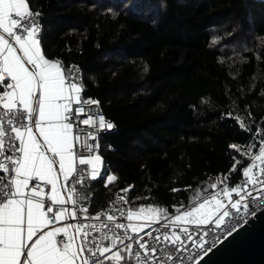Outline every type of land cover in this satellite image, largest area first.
<instances>
[{"label":"trees","instance_id":"16d2710c","mask_svg":"<svg viewBox=\"0 0 264 264\" xmlns=\"http://www.w3.org/2000/svg\"><path fill=\"white\" fill-rule=\"evenodd\" d=\"M26 2L46 56L80 69L83 100L114 125L80 209L129 189V210L163 209L161 221L235 184L264 141V1Z\"/></svg>","mask_w":264,"mask_h":264},{"label":"snow or ice","instance_id":"6c2138e0","mask_svg":"<svg viewBox=\"0 0 264 264\" xmlns=\"http://www.w3.org/2000/svg\"><path fill=\"white\" fill-rule=\"evenodd\" d=\"M39 15L40 13H33L29 9L26 0H0V78L6 75L9 81L0 85L4 89L0 92V110H2L0 111V157H3L0 159V171L10 175L6 182L0 177V264H105L106 261L111 264H122L126 260L122 253L127 251L128 256L131 257L133 249V244H125V239L139 245V248L144 250L145 256L149 255V252L155 255L157 249L150 248L147 243H141L143 237L134 239L127 234V229L131 227L132 232L138 236L139 232L144 230L143 226L138 229L134 225L116 223L112 215H108L107 220L114 223L115 229L122 230L123 236L104 232L99 237L93 236L89 239L88 229L99 230L95 224H69L64 228L42 231L55 221L62 220L69 211L67 208L53 211L52 205L65 203L57 191V176L53 166L59 164V172L63 174L65 180L76 169L73 167L75 157L69 140L72 125L63 123L64 120L69 119L65 115L69 111V106L67 103H62V101H71L73 97L65 90V77L58 62L49 61L41 54L40 40L37 38L39 26L35 23V17ZM14 45H18V48ZM18 51L23 55H18ZM25 63L32 65L36 71L29 70ZM38 90L39 95H37ZM80 90L76 84L70 85V92L78 93ZM76 99L79 102V97ZM83 103L98 102L86 100ZM84 112V107L75 110L77 114ZM33 116L36 117L34 121H32ZM27 121H32L33 126L30 127ZM79 123L97 128L113 127L111 123L106 124L103 117L96 118L93 115L79 120ZM33 128L43 137L42 144L36 139ZM89 136L95 139L92 133H89ZM76 139L79 140L80 137L77 136ZM231 147L239 151L236 145ZM42 148L44 151L41 150ZM45 152H50L52 156H46ZM15 153L20 155L16 156ZM57 156L59 161L55 159ZM233 160L235 163L231 171H236V164H242L243 161L237 160L235 156ZM256 161L260 163L257 164ZM99 162L98 155L79 160L81 165H92L93 180L99 174L97 167ZM9 165L12 167L9 168ZM261 165H264V148L260 149L259 155L252 158L250 164L241 169L245 183L223 190L224 195L229 197L231 208L237 212L240 211L242 201L247 196L253 195L252 189L264 193V168ZM84 171L81 169L80 173ZM115 179L114 176H108L107 182L111 183ZM32 180H43L51 185L53 195L49 198L51 203L46 210L38 185L30 192L25 191ZM81 182L82 175L76 179V183ZM231 193L240 199L232 200ZM243 207L247 208V205L243 204ZM81 211L87 212L88 209L83 208ZM146 211L151 214L148 218L152 219L162 215L165 210L154 207L147 210L140 208L139 213L129 210L126 218L131 221L135 216ZM120 212L122 216L125 215L122 209ZM48 213H52L51 218L48 217ZM229 216L227 206L213 197L211 202L204 200L198 207L176 216L175 220L194 225L214 224L216 228H220L223 219ZM71 218H76L74 212L71 213ZM91 219L100 220L101 217L97 215ZM155 222L158 223L159 220L155 219ZM99 228H108V225L101 224ZM181 230L188 231L187 228ZM231 234L232 230H229L227 235ZM147 235L152 237L151 233ZM57 236H62L64 239L58 241ZM34 237L36 238L33 239ZM154 239L160 242L161 236L158 235ZM163 240L173 245L178 241L183 243L176 233L171 236L165 233ZM105 241L108 243L106 244ZM118 242L124 247L113 251L118 247ZM109 253L111 255H107ZM165 255L168 259L172 258L171 254ZM135 259L139 264V252L135 253Z\"/></svg>","mask_w":264,"mask_h":264},{"label":"built area","instance_id":"2783aa9c","mask_svg":"<svg viewBox=\"0 0 264 264\" xmlns=\"http://www.w3.org/2000/svg\"><path fill=\"white\" fill-rule=\"evenodd\" d=\"M33 13H40L39 11H32ZM41 19L42 14L40 13L39 16L35 17V23L38 24V36L37 38L40 39L42 37V26H41ZM60 68L62 75L65 77V85L70 87L71 84H76L79 87L81 92L85 91V84L83 81L82 74L80 69L76 65L64 66L60 63ZM7 82L6 75L3 78H0V85L5 84ZM4 91L2 87H0V92ZM84 107L85 112L83 114L75 113L77 108ZM2 111V110H0ZM69 119L65 120L66 123L72 125V132L74 136V147L72 148L73 156L77 159H90L93 156H97L100 150V136L106 135L114 131V125L104 117V115L97 109L96 104H84L83 101H79L72 105L70 111L66 114ZM88 115H93L96 118L103 117L104 121L107 123H111L113 125L112 128H107L106 126L103 128L97 127H89L87 125L79 123V120L87 118ZM74 117H76L74 119ZM29 126L31 125V121H27ZM7 127V125H5ZM89 133H92L95 136V139L90 138ZM80 137V139H76V137ZM18 143V142H17ZM89 146H91V151H89ZM261 148H264V141L261 145L255 150L253 157L259 155V151ZM109 150H113L112 147H109ZM6 154H13L11 152H6ZM16 156H19L20 153H15ZM252 157V158H253ZM252 158L246 164H250L252 162ZM3 159V157H0ZM7 163V161H5ZM259 164V161H256ZM12 166L9 165V168ZM264 168V165H261ZM84 169L85 171L81 174L80 170ZM14 175V174H12ZM82 175V181L85 178H89L91 174L87 171V168L84 165H80L76 168L74 172V179L76 188L78 184L76 183V179L78 176ZM240 177L237 179L235 184L236 185H243L245 183L244 178L242 176V172L240 173ZM0 177H3L5 182L10 178L9 174H6L0 171ZM107 184V183H106ZM39 186V191L41 192L42 203L45 205V210L47 206L51 203L50 201V192L51 187L50 184H47L41 180H32L29 182L28 188L26 189L27 192L33 187ZM224 185L220 184L217 188V191L222 193ZM231 187V188H232ZM251 188V186H249ZM123 189H119L114 194L112 200L108 203V205L98 213L89 214L87 212L81 211L80 207L77 204L78 200V191L75 189L72 194V203L73 209L77 212H80V216H76L75 219H72L71 216L65 215V217L60 221H55L51 225L47 227L48 230H52L54 228H59L61 225L63 227L72 224V225H90L95 224L98 226L99 230L88 229L90 232L89 239L93 236L99 237L104 232H107L109 235L113 233L117 235L123 236L124 233L122 230L115 229L114 223L109 222L107 220L108 215H112L115 217L116 223H123L125 225H129V220L126 218V214L129 211V193L121 191ZM253 195L247 196L244 201H242V205L240 207V211L237 212L235 209H232L229 204V197L225 196L224 194L221 196V201L227 206V210L230 213L229 217H225L221 222V227L216 228L214 224H205V225H194L191 223H182L177 222L175 220L176 216L171 218H167L164 220L159 221L158 223L155 221H137L138 229L139 227L143 226V231H140L138 236L132 232L131 227L127 229V234L134 237V239H138L139 237H143L141 243H147L149 247H155L157 249L155 255H152L149 252V255H144V250L139 248V245L135 244L134 241H128L125 239V244L132 243V255L129 257L133 264H138L135 259V253H140V262L139 264H196L199 262L203 257H205L210 251H212L215 247H217L222 241H224L230 235H227L229 230H232V234L237 231L239 228L246 225L254 216L264 210V193L257 192L255 189H252ZM232 200H239L240 198L237 197L234 193H231ZM246 195V194H245ZM123 197V199H120ZM256 197H259L257 199ZM243 204L247 205V208L243 207ZM53 211H57L60 208H64L62 205H52ZM120 209H122L125 215H121ZM49 218L52 217V213L47 214ZM100 215V220L91 219V217H95ZM101 224H107L108 228H99ZM167 225V227H164ZM187 228L188 231L184 232L181 229ZM74 231V230H70ZM147 233H151L152 237L150 238ZM167 233L168 235H172L176 233L180 236L183 243L179 241L173 245L168 241L163 240V235ZM161 236V241H155L156 236ZM58 241L64 239L62 236H57L56 238ZM107 244L108 241H105ZM123 244H119L114 251L123 248ZM161 249L164 251L162 252ZM127 253V251H125ZM171 254V259H168L165 254ZM128 255V253H127Z\"/></svg>","mask_w":264,"mask_h":264},{"label":"water","instance_id":"95a60500","mask_svg":"<svg viewBox=\"0 0 264 264\" xmlns=\"http://www.w3.org/2000/svg\"><path fill=\"white\" fill-rule=\"evenodd\" d=\"M196 264H264V210Z\"/></svg>","mask_w":264,"mask_h":264},{"label":"crops","instance_id":"0c3cea01","mask_svg":"<svg viewBox=\"0 0 264 264\" xmlns=\"http://www.w3.org/2000/svg\"><path fill=\"white\" fill-rule=\"evenodd\" d=\"M261 1H264V0H261ZM39 40H40V39H39ZM13 43H14V42H13ZM14 46L18 48V45H14ZM40 48H41V54L44 55V57H45L46 59H48L49 61H52V62H58L59 66H60V63H61L60 61H58V60H56V59H50V58H48V57L46 56V54H45L44 51H43V48H42L41 42H40ZM17 54L20 55V56L23 55V54L20 53L19 51L17 52ZM25 66L28 67L29 70L36 71V69H34L32 65H28L27 63H25ZM8 82H9V81H8V78H7V82H6V83H8ZM64 86H65V90H66L67 92H69V94L73 97V99H72L71 101H62V103H67V104H68V106H69V111H70L72 105L78 102L77 99H76V97H79V101H84V100H83V95H84V92H85V91H84V92H81V91H80V92H78V93H74V92H70V87H67L66 85H64ZM37 95H39V90L37 91ZM69 111H68V112H69ZM68 112H67V113H68ZM67 113H65V115H66ZM35 119H36V117L33 116V117H32V121H34ZM32 121H31V125H30V127L33 126ZM63 123H66V121L64 120ZM33 132H34V135H35L36 139L42 144V143H43V137H42V136L39 134V132H37L34 128H33ZM69 140H70V142H71V144H72V148H73V147H74V144H75V141H74V136H73L72 129H71V131H70V133H69ZM41 150L44 151L43 148H42ZM98 154H99V153H98ZM45 155H46V156H49V157L52 156V154H51L50 152H45ZM98 156H99V155H98ZM55 159H56L57 161H59V157H58V156L55 157ZM80 165H81V164L79 163V159L75 158V159H74V163H73V167L76 169V168H77L78 166H80ZM84 166L87 168V171L91 174L92 165H84ZM99 166L101 167V170H102L101 159H100V162L97 164L98 169H99ZM53 167H54V173H55V175L57 176V191L59 192L61 199H63V200L65 201V203L62 204V206H63L64 208H67V209L69 210L68 213H67V215L71 216V213L74 212V213L76 214L77 217L80 216L81 213H80V212H77V211H75V210L73 209V203H72V194H73V191H74L75 189L78 191V200H77V204H78V206H79V201L81 200V191H82L83 189H87V188L89 187V185H91L92 181H94V180L92 179L91 176H90L89 178H85L80 184H78V186H77V188H76L75 179H74V172H73V173H70L68 179L65 180L63 174L59 172V164L57 163V164H55ZM101 170H99V174L101 173ZM99 174H98V176H99ZM98 176H97V178H98ZM108 176H114V177H116L114 174H109ZM108 176H107V177H108ZM97 178H96V179H97ZM115 180H116V179H115ZM41 181H43V180H41ZM113 182H114V181H113ZM113 182H111V183H113ZM106 183H107V185L110 184V183H108L107 180H106L105 183H104V187H106V186H105ZM50 187H51V185H50ZM25 191H26V189H25ZM50 195H51V196L53 195L52 188H51ZM69 197H71V199H69ZM99 212H100V211H99ZM97 213H98V212H97ZM138 215H139V214H138ZM141 215H142V214H140V216H141ZM144 215H145V217H146V214H145V213H144ZM140 216H138V217L135 216V217H134V221H135V222H137V221H142V222H143V221H146V220H144L143 218H141ZM175 216H177V215H175ZM170 218H171V217H170ZM145 219H146V218H145ZM136 220H137V221H136ZM147 221H149V220L147 219ZM59 228H64V227L61 225ZM42 231L47 232V231H50V230H48L47 228H44ZM37 235H39V233H38ZM35 238H36V237H34L33 239H35ZM78 239H79V238H78ZM113 251H114V250H113ZM86 255H87V254H86ZM107 255H111V253H109V254H107ZM122 255H124V256L126 257V260H125L124 262H122V264H130L131 262H130V260H129V257H128L127 253L123 252ZM101 259H103V258H101ZM105 264H111V262L106 261ZM131 264H132V263H131Z\"/></svg>","mask_w":264,"mask_h":264},{"label":"rangeland","instance_id":"374dc122","mask_svg":"<svg viewBox=\"0 0 264 264\" xmlns=\"http://www.w3.org/2000/svg\"><path fill=\"white\" fill-rule=\"evenodd\" d=\"M99 170H101V167H100V166H99ZM106 180H107V178H106ZM106 180H105V181H106ZM225 188L231 189V186H229V185L226 184V185H224L223 190H224ZM223 190H222V193H220L219 191L215 192L214 195H212V197H211L210 199H208V198H207V199H206V198H204V199H200V201H198V202L196 203V206H195V207H198L201 203L204 202V200H209V201L211 202L213 197H215L217 201H221V196L224 194V191H223ZM191 209H192V208L185 209V210L181 211L180 213L183 214L185 211H188V210H191ZM150 215H151V214H149V213L147 212L146 217H145L144 214H142L141 216H140V214H139V215H137V217L140 216L141 218H143L144 220H146V222H147V219H148L149 221H155V219L160 220L158 217H156V218H152V219L148 218V217H150ZM177 216H178V215H177ZM145 218H146V219H145ZM210 218H214V217H210ZM136 221H137V220H136ZM182 223H186V222H182ZM129 225L138 226V223L135 222V221H134V218H133V219L129 222Z\"/></svg>","mask_w":264,"mask_h":264}]
</instances>
